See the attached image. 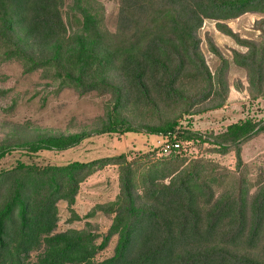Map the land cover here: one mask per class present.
<instances>
[{
	"label": "trees",
	"instance_id": "16d2710c",
	"mask_svg": "<svg viewBox=\"0 0 264 264\" xmlns=\"http://www.w3.org/2000/svg\"><path fill=\"white\" fill-rule=\"evenodd\" d=\"M63 1L0 0V62L16 58L25 71L52 70L60 86L79 94L110 92L113 109L92 130L7 137L0 160L14 148L65 150L104 132L165 136L158 152L168 155L146 166L123 152L1 169L0 264H264V179L252 192L241 176L235 188L218 190L228 171L182 155L183 142H206L215 153L234 151L239 168L241 145L264 133V120L239 119L212 139L180 125L183 116L219 108L227 98V60L209 39V50L224 61L211 71L201 50L205 19L246 48L232 50V60L245 69L252 97H264V29L260 39H246L226 23L264 12V0H120L115 31L81 7L80 27L69 34ZM138 107L148 118L134 124L126 113ZM107 165H118L120 189L108 204L113 218L102 241L77 229L57 231L58 202L72 205L80 183ZM113 235L112 255L96 259Z\"/></svg>",
	"mask_w": 264,
	"mask_h": 264
},
{
	"label": "rangeland",
	"instance_id": "374dc122",
	"mask_svg": "<svg viewBox=\"0 0 264 264\" xmlns=\"http://www.w3.org/2000/svg\"><path fill=\"white\" fill-rule=\"evenodd\" d=\"M119 3L120 0H64L61 14L66 23L67 34L80 27L82 8L100 18L103 28L115 31ZM226 23L241 38L260 39L259 27L264 29V12H246L227 19ZM197 34L211 71L219 65H224V61L209 50V39L227 60L225 72L229 88L221 107L185 115L181 118L180 125L212 139L211 135L223 131L228 124L239 119L251 117L264 120V97H252L248 90L245 69L232 60V50L244 52L246 48L231 36L219 31L213 19H205ZM53 74L52 70L42 68L25 71L22 61L16 58L0 62V142L7 137L15 140L51 133L92 130L99 127L106 118V112L113 109L110 92L94 90L79 94L71 87L60 86L59 79ZM204 106H207V103L201 107ZM142 109L130 108L127 111L126 114L134 124L148 118ZM166 140L165 136L144 131L104 132L92 134L65 150L28 152L18 147L0 160V170L11 168L18 161L37 165H60L73 160L88 161L123 152L134 164L146 166L161 155H168L166 151L164 154L158 152ZM210 147L208 143L201 144L197 140L183 142L182 155L186 156L188 161L211 160L216 164L218 171L221 168L228 171L218 190L235 188L236 180L241 176L250 183L252 192L264 179V133L241 145L242 164L239 168L236 167L234 151L219 154L212 152ZM146 154L148 156L144 157ZM119 189L118 165H107L88 175L80 183L72 205L63 200L58 202L57 231L77 229L90 232L95 235V243H100L113 218V213L108 211V204L117 199ZM116 240V235L111 236L107 245L98 250L95 258L101 260L112 255ZM34 256L35 252L31 259H34Z\"/></svg>",
	"mask_w": 264,
	"mask_h": 264
},
{
	"label": "built area",
	"instance_id": "2783aa9c",
	"mask_svg": "<svg viewBox=\"0 0 264 264\" xmlns=\"http://www.w3.org/2000/svg\"><path fill=\"white\" fill-rule=\"evenodd\" d=\"M168 147V145L166 146V148Z\"/></svg>",
	"mask_w": 264,
	"mask_h": 264
}]
</instances>
